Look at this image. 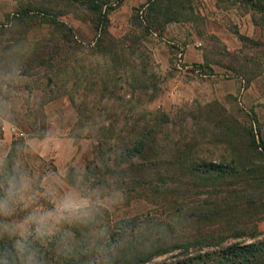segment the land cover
<instances>
[{"label":"rangeland","instance_id":"1","mask_svg":"<svg viewBox=\"0 0 264 264\" xmlns=\"http://www.w3.org/2000/svg\"><path fill=\"white\" fill-rule=\"evenodd\" d=\"M10 51L23 78L0 156L40 184L120 178L113 264H238L230 248L264 242V0H0V67ZM143 134L153 169L132 152Z\"/></svg>","mask_w":264,"mask_h":264},{"label":"clouds","instance_id":"2","mask_svg":"<svg viewBox=\"0 0 264 264\" xmlns=\"http://www.w3.org/2000/svg\"><path fill=\"white\" fill-rule=\"evenodd\" d=\"M29 54L30 49L24 53ZM5 55L9 59L0 67V132L14 122L10 97L23 78L18 57L11 51ZM46 136L52 139L54 133ZM28 149L35 150L31 144ZM124 199L118 177L107 187H93L86 172L76 170L71 182L57 175L40 184L21 164L0 156V264H49V245L60 261L80 264L84 257L83 264H113L118 243L111 240L102 217ZM74 230L81 232L79 238Z\"/></svg>","mask_w":264,"mask_h":264},{"label":"trees","instance_id":"3","mask_svg":"<svg viewBox=\"0 0 264 264\" xmlns=\"http://www.w3.org/2000/svg\"><path fill=\"white\" fill-rule=\"evenodd\" d=\"M27 12L28 10H26V12L24 13V17L27 15ZM103 32L106 33V30L103 29ZM128 142L129 144H131L133 142V139L130 138ZM146 142L147 136L146 134H143L141 136V139H138L135 148H132V152L134 149H136L135 152H137L138 156L143 161V166L153 169V167L156 166L157 158L154 154L152 155L150 153L153 152V149L146 147ZM213 167L214 168L211 169L215 170L216 167ZM263 252L264 242H260L258 245L252 244L244 248H230L227 251V254L230 255L231 258L239 261L238 264H249L252 257L255 258L256 255L263 254ZM152 257V254L133 255L130 257V259H126L123 264H147L151 261Z\"/></svg>","mask_w":264,"mask_h":264}]
</instances>
